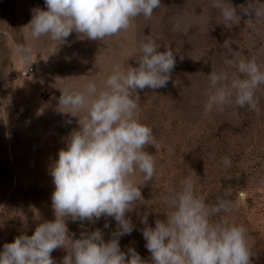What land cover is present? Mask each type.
I'll list each match as a JSON object with an SVG mask.
<instances>
[{"label":"rangeland","instance_id":"obj_1","mask_svg":"<svg viewBox=\"0 0 264 264\" xmlns=\"http://www.w3.org/2000/svg\"><path fill=\"white\" fill-rule=\"evenodd\" d=\"M223 2L236 9L238 24L224 20L214 0H161L150 19L138 17L127 32L103 41L73 32L60 43L31 37L28 25L36 8L47 10L44 0H0V252L55 219L51 167L79 130V117L60 110L62 91H83L89 81L102 86L115 65L137 67L139 45L150 36L159 51H173L176 63L166 87L135 94L140 122L153 129L154 145L145 151L154 155L156 175L140 186L143 199L126 213L134 228L118 238L121 251L135 249L151 264L142 229L166 219L170 191L191 176L206 203L230 190V219L247 229L252 264H264V85L255 93L257 110L233 104L205 115L212 71L231 76L236 69L227 60L252 57L264 70V0ZM22 47L32 49L27 62ZM65 222L73 239L99 229L108 242L117 230L107 216ZM65 255L64 248L51 253L56 264Z\"/></svg>","mask_w":264,"mask_h":264},{"label":"clouds","instance_id":"obj_2","mask_svg":"<svg viewBox=\"0 0 264 264\" xmlns=\"http://www.w3.org/2000/svg\"><path fill=\"white\" fill-rule=\"evenodd\" d=\"M44 2L47 10L36 8L28 25L31 37L60 43L73 32L102 41L127 32L138 17L150 19L161 5V0ZM213 7L228 23L240 22L230 3L214 0ZM159 47L146 36L139 45L137 67L122 69L115 65L102 86L89 81L83 91H62L60 110L79 117V130L71 133L66 148L59 150L51 167L55 219L39 224L31 236L20 235L4 244L0 264H56L51 253L57 248L67 250L61 264H147L135 249L121 251L118 238L133 231L126 213L143 199L140 186L156 175L154 155L145 151V146L154 145L153 129L140 122L135 94L137 90L167 86L176 60L171 49L159 51ZM18 51L27 62L31 47ZM226 63L236 71L231 76L213 71L208 75L205 115L233 104L257 110L255 93L264 85V70L256 57ZM81 112L85 113L83 118ZM222 159L225 166H230L227 157ZM230 195V190L225 191L209 204L197 194L191 176L182 180L179 190H171L166 198L170 209L166 219H156L154 228L142 229L151 264H252L253 244L247 229L230 219L234 208L227 198ZM102 216L117 222L108 242L99 229L79 239L71 238L67 218L73 222L95 221ZM142 223L147 225L146 216Z\"/></svg>","mask_w":264,"mask_h":264},{"label":"trees","instance_id":"obj_3","mask_svg":"<svg viewBox=\"0 0 264 264\" xmlns=\"http://www.w3.org/2000/svg\"><path fill=\"white\" fill-rule=\"evenodd\" d=\"M235 185H236L235 180H232V181H231V186L234 187ZM218 196H219V195L212 196L211 200H217Z\"/></svg>","mask_w":264,"mask_h":264},{"label":"built area","instance_id":"obj_4","mask_svg":"<svg viewBox=\"0 0 264 264\" xmlns=\"http://www.w3.org/2000/svg\"><path fill=\"white\" fill-rule=\"evenodd\" d=\"M31 71H33V68L27 69L26 71H24V75H28Z\"/></svg>","mask_w":264,"mask_h":264}]
</instances>
